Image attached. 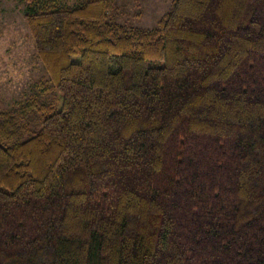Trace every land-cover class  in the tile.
<instances>
[{"label":"trees","instance_id":"trees-1","mask_svg":"<svg viewBox=\"0 0 264 264\" xmlns=\"http://www.w3.org/2000/svg\"><path fill=\"white\" fill-rule=\"evenodd\" d=\"M54 98L0 109V264H264V0H20Z\"/></svg>","mask_w":264,"mask_h":264},{"label":"rangeland","instance_id":"rangeland-1","mask_svg":"<svg viewBox=\"0 0 264 264\" xmlns=\"http://www.w3.org/2000/svg\"><path fill=\"white\" fill-rule=\"evenodd\" d=\"M82 0H63L75 5ZM172 0H116L115 22L154 28ZM47 71L24 18L20 0H0V109L12 110L34 96L41 102L54 98Z\"/></svg>","mask_w":264,"mask_h":264}]
</instances>
